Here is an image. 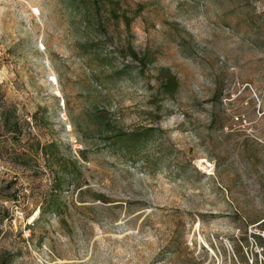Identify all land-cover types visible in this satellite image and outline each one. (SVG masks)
Returning a JSON list of instances; mask_svg holds the SVG:
<instances>
[{"label": "rangeland", "instance_id": "374dc122", "mask_svg": "<svg viewBox=\"0 0 264 264\" xmlns=\"http://www.w3.org/2000/svg\"><path fill=\"white\" fill-rule=\"evenodd\" d=\"M263 263L264 0H0V264Z\"/></svg>", "mask_w": 264, "mask_h": 264}, {"label": "trees", "instance_id": "16d2710c", "mask_svg": "<svg viewBox=\"0 0 264 264\" xmlns=\"http://www.w3.org/2000/svg\"><path fill=\"white\" fill-rule=\"evenodd\" d=\"M53 146V145H51ZM44 155H46L45 153V149H42L41 151ZM52 157L54 156L53 153H51ZM47 156V155H46ZM50 156V153H49ZM73 175L72 173H69V180L72 181ZM62 182L56 178V176H54V180L51 184V192L49 194V196L47 197V199L43 200L39 207H38V215L37 218L35 220V222L33 223L34 225H37L43 221L49 220L48 218L52 215L54 217H56L57 219H59L60 217V213L61 210L63 208L62 203L59 202L58 200V196L60 195V193L62 192Z\"/></svg>", "mask_w": 264, "mask_h": 264}, {"label": "built area", "instance_id": "2783aa9c", "mask_svg": "<svg viewBox=\"0 0 264 264\" xmlns=\"http://www.w3.org/2000/svg\"><path fill=\"white\" fill-rule=\"evenodd\" d=\"M264 264V263H263Z\"/></svg>", "mask_w": 264, "mask_h": 264}]
</instances>
